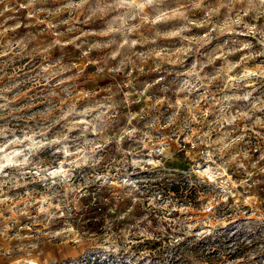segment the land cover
<instances>
[{"label": "clouds", "instance_id": "9594fccd", "mask_svg": "<svg viewBox=\"0 0 264 264\" xmlns=\"http://www.w3.org/2000/svg\"><path fill=\"white\" fill-rule=\"evenodd\" d=\"M264 264V0H0V264Z\"/></svg>", "mask_w": 264, "mask_h": 264}, {"label": "rangeland", "instance_id": "374dc122", "mask_svg": "<svg viewBox=\"0 0 264 264\" xmlns=\"http://www.w3.org/2000/svg\"><path fill=\"white\" fill-rule=\"evenodd\" d=\"M97 264H100V262H99V261H97ZM104 264H107V261H105V262H104Z\"/></svg>", "mask_w": 264, "mask_h": 264}]
</instances>
